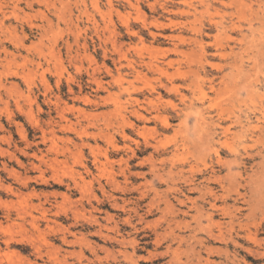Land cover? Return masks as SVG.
I'll list each match as a JSON object with an SVG mask.
<instances>
[{"label":"rangeland","instance_id":"1","mask_svg":"<svg viewBox=\"0 0 264 264\" xmlns=\"http://www.w3.org/2000/svg\"><path fill=\"white\" fill-rule=\"evenodd\" d=\"M182 1L185 0H0V264L34 261L29 239L35 237L26 226L31 215L40 213L37 204L48 210L50 223L47 229L43 224L41 230L49 249L58 248L57 263L43 256L38 261L40 264L59 261V264H219L223 256L209 248L223 245L207 236L208 223L204 216V212H211L209 202L213 199L202 192L203 185L208 183L205 178L212 172L217 180L210 181L208 186L217 193L215 204L226 205L232 214L236 213V207L245 213L247 206L237 194H246V200L253 202L248 224L264 225V14L256 7L259 2L264 4V0L253 5L257 14L252 11L251 15L246 10L239 12L234 5L207 11L198 1L193 2L195 8L189 10L190 15H184ZM241 13L252 18L253 39L244 29L247 36L244 41L229 42L221 35L215 44L213 40L218 34L211 22L228 24L237 21ZM198 30L203 31L200 36ZM232 37L241 38L237 33H232ZM202 38L204 55L194 43V39ZM227 43V48L232 47L235 52L241 48L245 52L243 57L252 66L250 94L246 97L241 90L239 100L233 99L230 91L219 97L208 93L201 81L203 74H197L201 65L210 72L224 66L225 59L220 54L229 51L227 48L225 52L219 51L218 45ZM191 52H195L194 56ZM150 62L157 63L165 72H157L147 65ZM182 81L192 82L191 90L185 91V95L194 108L224 111L221 127L229 131L224 135L217 129L212 135V147L190 145L178 149L179 156L175 159L172 155L185 133L172 108L173 104H179V97L169 88L171 83L180 85ZM148 99L156 106H149ZM155 108L160 118L153 117ZM133 110L147 118H139ZM238 110L247 112L257 127L247 138L242 137L238 120L234 118L241 114ZM161 118L168 124L163 125ZM143 128H147L149 144L141 135ZM48 138L53 139L54 146L51 147ZM247 155L249 162L242 165L240 159ZM52 157L57 159V165L49 168ZM162 159H170L167 166L177 169L173 168L168 176L165 173L168 169L159 171L163 178H157L152 166H159ZM62 161L65 164H60ZM189 165L195 166L191 173ZM54 168L58 170L55 172ZM9 170L14 176L11 177ZM198 209L203 212L197 214ZM226 220L222 212H214V221ZM5 228L11 230L9 234ZM175 235L181 240L175 239ZM22 236H28L29 246ZM166 246L170 251L166 252ZM228 252L232 253V248ZM242 257L244 254H238V264L264 262L254 263Z\"/></svg>","mask_w":264,"mask_h":264},{"label":"bare ground","instance_id":"2","mask_svg":"<svg viewBox=\"0 0 264 264\" xmlns=\"http://www.w3.org/2000/svg\"><path fill=\"white\" fill-rule=\"evenodd\" d=\"M194 1H198V3L200 4V7L202 8V9H205V10H209V9H211V8H213L214 10H216L217 9V6H225V7H227V6H231V5H234L235 6V8L239 11V12H241L242 10H246V11H248L249 13H250V15L252 14V11L254 12V13H256L257 14V11L256 10H253V5L254 4H257L258 3V0H256V2H252L251 0H190V1H182V2H180L181 4H182V6L184 7L183 8V10H182V12L184 13V15L185 14H189L190 12H189V10L190 9H193V8H195V7H193V2ZM251 1V2H250ZM132 5V4H131ZM130 5V6H131ZM256 7H257V9H261V12H262V14H264V4L263 3H261V2H259V5H256ZM132 8V7H131ZM133 8H134V6H133ZM135 9V8H134ZM194 11H196V9H194ZM167 12H168V10H167ZM179 12V11H178ZM182 13V14H183ZM216 13V12H215ZM237 14V13H236ZM190 15V14H189ZM234 15V14H233ZM158 22V21H157ZM170 22V21H169ZM144 24V23H143ZM160 24H161V22H160ZM173 24V23H172ZM211 24H213V29L216 31V33L218 34L217 36H215V38H214V42H215V44L218 42V39L219 38H221L220 36L221 35H223L225 38H226V40L227 41H229V42H237V41H244L245 39H247V36H245L244 35V29L246 30V31H249V33H250V36L251 37H249L250 38V40H252L253 39V34H254V29H253V25H252V18H249V16L248 15H246V14H243V13H241L240 15H239V17L237 18V21H229V23L228 24H226V23H223V22H221V21H219V22H211ZM156 25V24H155ZM183 25H186V24H183ZM261 25V24H260ZM182 27V26H181ZM260 28L261 27H259V30H260ZM228 29H230V30H228ZM128 30V29H127ZM191 30V29H190ZM259 30H257V31H259ZM193 31H196L195 29H193ZM228 31H230V32H228ZM203 31L202 30H198L197 31V35L198 36H200V33H202ZM232 33H237V35H239V36H241V38L239 39V40H237L236 38H233L232 37ZM261 33H262V30H261ZM152 36V35H151ZM173 38V37H172ZM180 38V37H179ZM12 39V38H11ZM263 39V38H262ZM203 38L201 39V40H199V41H197L196 39H194V43H195V45L199 48V50H200V52H201V55H204V53L206 52V48H204L203 47V45H204V43H203ZM224 40V39H223ZM179 41V43H180V40H178ZM252 42V41H251ZM259 44V43H258ZM218 45V44H217ZM242 45V44H241ZM218 46H220L221 48H220V50L219 51H221V50H225V48H227L228 46H229V43H227L226 45H218ZM142 48H143V46H142ZM237 48V47H236ZM144 49V48H143ZM142 49V50H143ZM147 49V48H146ZM219 49V48H218ZM228 49V53H222V54H220V56L221 57H223L225 60H224V66L223 65H221V66H223V67H220V69H216L217 71L216 72H210V71H207L206 69H205V67L203 66V65H201L199 68V71H200V73H199V71H197V74H198V76L202 73L203 74V77H202V79H201V81L203 82V85H205V87L207 88V90H208V93H211V94H216V96H218V95H220L221 93H223V94H225V93H229V91H230V93L232 92L233 93V96H232V98L234 99H237V100H239V93H240V91L242 90V91H244V93H245V95H246V97H248L249 96V94H250V89H249V86H250V81H249V79H250V76H249V73H250V70L252 69L251 67L252 66H250L249 65V59H245V57H243L244 56V54H245V52H242L243 50L241 49V48H237L238 50L235 52V49H233L232 47H229V48H227ZM3 50V49H2ZM139 50V49H138ZM156 50V49H155ZM146 51V50H145ZM165 51V50H164ZM174 51V50H173ZM173 51H170V52H173ZM148 52H150V49H149V51ZM155 52V51H154ZM161 52V51H160ZM167 52V51H166ZM225 52V51H224ZM145 53V52H144ZM150 53H152V51L150 52ZM184 53V52H183ZM192 53V52H191ZM194 54H195V52H193ZM193 53H192V55L191 56H194L193 55ZM153 56H155L154 54H152ZM157 55V54H156ZM179 55H181L180 53H179ZM186 55V54H185ZM198 55V54H197ZM217 55L218 54H216V57H217ZM159 56H161V55H159ZM158 56V57H159ZM182 56H183V54H182ZM199 56V55H198ZM197 56V57H198ZM184 57V56H183ZM196 57V56H195ZM200 57V56H199ZM205 58V56H203V59ZM201 59V58H200ZM198 60H199V58H198ZM205 60V62H207V59L205 58L204 59ZM197 61V60H196ZM200 61V60H199ZM202 61V60H201ZM9 63V62H8ZM170 63V62H169ZM144 64V63H143ZM147 65L148 66H150V67H152V68H154V69H156L157 70V72L159 71V73L161 72H165V71H162L163 69H161L160 68V66L157 64V63H147ZM207 65V64H206ZM260 65V64H259ZM208 66V65H207ZM141 67V66H140ZM211 67H212V65H211ZM216 66H213V69L215 68ZM217 68V67H216ZM256 70V69H255ZM152 71V69L149 71V72H151ZM175 71H177V70H174V72ZM28 72V71H27ZM154 72H156V71H153V73ZM186 73H188V72H186ZM190 73V72H189ZM194 73H196L195 71H194ZM193 73V74H194ZM254 73V72H253ZM175 74V73H174ZM174 74H173V76H174ZM190 74H192V72L190 73ZM196 74V75H197ZM165 75H169L168 73H165ZM184 75H186V74H184ZM183 75V76H184ZM172 76V75H171ZM177 76V75H176ZM176 76H174V77H176ZM182 76V75H181ZM166 77V76H165ZM169 78V77H168ZM28 81V80H27ZM125 82V81H124ZM149 83V82H148ZM243 83H245V85L242 87V88H240L239 86L242 84L243 85ZM98 84V83H97ZM11 85V84H10ZM163 85V84H162ZM2 86H4V85H1V88H2ZM16 86V85H15ZM99 86V85H98ZM198 86V85H197ZM10 87V86H9ZM147 87V86H146ZM164 87H165V85H164ZM4 88V87H3ZM6 88V87H5ZM16 88V87H15ZM153 88V87H152ZM191 88H192V82H190V81H182L181 82V84L179 85V84H173V83H171L170 84V88H169V90L170 91H172L173 93H175L178 97H179V104H173L172 105V108L173 109H175V111H176V113H177V115L179 116V126H181V127H183L184 128V133H185V136L182 138V140H181V142H180V144L179 145H177L176 146V148H175V150H174V153H173V155H172V157L173 158H175V159H177L178 158V156H179V154L177 153L178 152V149H187L188 147L187 146H190V145H193V147H205V146H207V147H212V145H213V137H212V135L213 134H215V131L217 130V129H221L222 130V132H223V134L225 135V133H227L228 131H229V129L226 127V128H222L221 127V122L222 121H224L223 119H222V115L224 114L223 112V110L221 111V110H218V111H210V110H208L209 108H206V109H202V108H194V104H193V102L192 101H190L187 97H186V95H185V91H190L191 90ZM222 88H223V90H222ZM166 90V89H165ZM168 90V89H167ZM233 90H234V92H233ZM7 92V91H6ZM194 92V91H193ZM231 93V94H232ZM14 94V93H13ZM231 94H230V96H231ZM17 95V94H16ZM189 95V94H188ZM226 95V94H225ZM225 95H224V97H225ZM228 95V94H227ZM216 96H215V98H216ZM221 96V95H220ZM158 97V96H157ZM202 97L204 98L205 97V94H203L202 95ZM219 97V96H218ZM226 97H228V99H229V96H226ZM202 98V99H203ZM206 98V97H205ZM204 98V99H205ZM221 98V97H220ZM34 99V98H33ZM108 99V98H107ZM192 99V98H191ZM113 100V99H112ZM133 100V99H132ZM149 100V99H148ZM114 102V101H113ZM112 102V103H113ZM218 102H219V100H218ZM28 103V102H27ZM92 103V102H91ZM153 102L151 101V100H149L148 101V103L147 104H149V106H156V104H152ZM170 103V102H169ZM146 104V105H147ZM168 105V104H167ZM198 105V104H197ZM219 105V104H218ZM217 105V106H218ZM169 106V105H168ZM217 106H213V107H217ZM218 107H220V106H218ZM235 108H236V106H234ZM142 108V107H141ZM149 108H151V107H149ZM169 108V107H168ZM224 108V107H223ZM113 109H114V107H113ZM26 110V109H25ZM29 110H31L30 108H29ZM152 110V109H151ZM157 110V108H155L154 110H153V112H154V114H153V117H155V118H160V113L158 112V111H156ZM114 111V110H113ZM113 111H111V112H113ZM156 111V112H155ZM239 112H241L240 110H238ZM22 112V111H21ZM29 112V111H28ZM115 112H117V111H115ZM238 112V113H239ZM4 113V112H3ZM25 113V112H24ZM133 113H134V115H136V116H138L139 118H141V119H146L147 117L144 115V114H142L141 112H138L137 110H133ZM254 113V112H253ZM28 114V113H27ZM26 114V116L27 117H29L28 115ZM82 114V113H81ZM103 114V113H102ZM109 114V113H108ZM112 114V113H111ZM175 114V113H174ZM233 114V110L231 111V115ZM7 115V114H6ZM24 115V114H23ZM133 115V116H134ZM235 115V114H234ZM83 116V115H82ZM112 116V115H111ZM114 116H115V114H114ZM120 116V115H119ZM152 117V116H151ZM229 117V116H228ZM9 117H7V119H8ZM30 118V117H29ZM83 118V117H82ZM234 118H236L237 120H238V124L240 125V131H241V134H242V137H245V138H247L249 135H250V133L255 129V128H257L256 126H253V123H251V118H250V116H249V114L247 113V112H241V114H238V115H236ZM32 119H34V118H32ZM88 119V118H87ZM140 119V120H141ZM235 120V119H234ZM256 120V119H255ZM34 121V120H33ZM36 121V120H35ZM148 121V120H147ZM66 122V121H65ZM161 122L163 123V125H167L168 123H167V120L165 119V118H161ZM35 123V122H34ZM191 123V125H189ZM237 123V122H236ZM131 124V123H130ZM108 125V124H107ZM34 126V125H33ZM63 127V126H62ZM107 127V126H106ZM232 127V126H231ZM71 128V127H70ZM107 129V128H106ZM127 129V128H126ZM49 130V129H48ZM58 130V129H57ZM142 130V133H141V135L143 136V138H144V140H145V142L147 143V144H149L150 142H149V139L147 138V136L149 137V135H148V133L146 132L147 131V128H143V129H141ZM180 130V129H179ZM43 131V130H42ZM51 131V130H50ZM109 131V130H108ZM148 131H149V129H148ZM176 131V130H175ZM181 131H182V129H181ZM20 132V131H19ZM44 132V131H43ZM177 132V131H176ZM21 133V132H20ZM50 133V132H49ZM55 132H53V134H54ZM74 133V132H73ZM76 133V132H75ZM149 133H150V131H149ZM153 133V132H152ZM44 134V133H43ZM50 134H52V133H50ZM49 134V135H50ZM81 134V133H80ZM101 134V133H100ZM108 134V133H107ZM45 135V134H44ZM83 135V134H82ZM84 135H87V134H84ZM140 135V134H139ZM21 136H22V134H21ZM56 136V135H55ZM180 136H182V135H180ZM231 136V135H230ZM42 137V136H41ZM54 138V137H53ZM244 138V139H245ZM42 139V138H41ZM49 139V140H48ZM47 140L48 141H50L51 142V147L52 146H54V141H52L53 139L52 138H48ZM58 139V138H57ZM95 139V138H94ZM110 139H112V138H110ZM44 140V139H43ZM153 140V139H152ZM67 141V140H66ZM69 141V140H68ZM133 141V140H132ZM160 141V140H159ZM69 143V142H68ZM55 144H56V142H55ZM32 145H34V144H32ZM124 145V144H123ZM162 145V144H161ZM43 146H44V144H43ZM155 146V145H154ZM225 146H226V144H225ZM82 147H85V146H82ZM113 147L115 148L116 146L115 145H113ZM156 147H157V145H156ZM158 147H160L159 145H158ZM163 147V146H162ZM219 147V146H218ZM49 148H50V146H49ZM55 148V147H54ZM95 148V147H94ZM159 149V148H158ZM165 149V148H164ZM199 149V148H198ZM38 150V149H37ZM48 150H50V149H48ZM96 150V149H95ZM98 150V149H97ZM213 150H214V148H213ZM78 151V150H77ZM76 151V152H77ZM101 151V150H100ZM194 151H195V149H194ZM46 152H47V150H46ZM53 152V151H52ZM57 152H58V150H57ZM131 152V151H130ZM199 152V151H198ZM22 153V155H23V152H21ZM20 153V154H21ZM33 153V152H32ZM92 153V152H91ZM104 153H105V151H104ZM103 153V154H104ZM217 153V152H216ZM247 153V152H246ZM3 154V153H2ZM61 154V153H60ZM96 154V153H95ZM26 155V154H25ZM130 155V154H129ZM214 155V154H213ZM28 156H30V155H28ZM91 156H92V154H91ZM104 156V155H103ZM131 156V155H130ZM134 156V155H133ZM185 156V155H184ZM188 156V155H187ZM186 156V157H187ZM11 157V156H10ZM32 157V156H31ZM35 157H37V155L35 154L34 155V159L36 160V158ZM75 157V156H74ZM79 157V156H78ZM161 157V156H160ZM40 158V157H39ZM39 158H37V159H39ZM145 158V157H144ZM150 158H152V157H150ZM173 158H172V160H173ZM15 159V158H14ZM52 159H53V157H52ZM34 160V161H35ZM46 160V159H45ZM75 160V159H74ZM96 160V159H95ZM152 160V159H151ZM168 160H170V159H168ZM167 159H162V160H160L158 163H159V166H155V165H153L152 166V169H153V171H154V169H155V171L158 173H156L157 174V178H163V175L162 174H159V171H165V169H168L165 173H166V175L168 176V175H172V173H173V168H175V167H173V166H167V161H168ZM183 160V159H182ZM241 160V163H242V165H245V164H247L248 162H249V157H248V155L245 157V158H243V159H240ZM15 161V160H14ZM17 161V160H16ZM171 161V160H170ZM18 162V161H17ZM48 162H50L49 163V168L50 167H54V166H56L57 165V159L55 158V159H53V160H50V161H48ZM109 162H111V161H109ZM235 162H236V160H235ZM40 163V162H39ZM63 163V161L60 163V164H62ZM94 163V162H93ZM147 163V162H146ZM220 163V162H219ZM38 164V163H37ZM63 164H65V163H63ZM82 164V163H81ZM98 164H102V162H100V161H98ZM108 164V163H107ZM141 164V163H140ZM19 165V164H18ZM43 165V164H42ZM73 165V164H72ZM142 165V164H141ZM182 165V164H181ZM62 166V165H61ZM95 166V165H94ZM102 166V165H101ZM166 166V168H164ZM183 167H184V165H182ZM4 168V167H3ZM21 168V167H20ZM59 168V167H58ZM32 170H33V166H32V168H31ZM36 169L38 170V168L36 167L35 168V171H36ZM66 169V168H65ZM175 169H177V168H175ZM183 168H181L180 170H182ZM189 169H190V173L191 172H193L194 171V169H195V166H193V165H189ZM56 170H58V169H56ZM56 170H55V168H54V171L56 172ZM179 170V171H180ZM4 171V170H3ZM14 171V170H13ZM40 171V170H39ZM39 171H37V172H39ZM45 171V170H44ZM60 171V170H59ZM67 171H69L68 170V168H67ZM202 171V170H201ZM215 171V170H214ZM97 172H98V170H97ZM102 172V171H101ZM105 172H107V171H105ZM109 172V171H108ZM127 172V171H126ZM9 173H11L10 172V170H9ZM13 173L14 172H12L11 173V177H12V175H13ZM39 173H41V172H39ZM38 173V174H39ZM84 173V172H83ZM150 173V172H149ZM69 174V173H68ZM216 173H214V172H212L211 174H209L208 176L209 177H207V178H205V180H207L208 181V183L210 182V181H214V183L216 182V180H217V176L215 175ZM8 175H10V174H8ZM7 175V176H8ZM67 175V174H66ZM69 175H71V174H69ZM95 175V174H94ZM101 175V174H100ZM107 175V174H106ZM131 175H133V174H131ZM14 176V175H13ZM86 176V175H85ZM90 176V175H89ZM43 177V176H42ZM67 177V176H66ZM226 177V176H225ZM14 179H17V178H15V177H13ZM36 178V177H35ZM92 179H93V177H91ZM218 178H219V176H218ZM37 179V178H36ZM38 179H41V177H38ZM80 179V178H79ZM101 179V178H100ZM108 179V178H107ZM113 179V178H112ZM185 179V178H184ZM225 179V178H224ZM22 180H24V178L22 179ZM21 180V181H22ZM27 180H28V178H27ZM26 180V181H27ZM52 180H54V181H56L57 182V180H55V179H52ZM106 180V179H105ZM160 180V179H159ZM159 180H158V182H159ZM19 181H20V178H19ZM45 181V180H44ZM72 181V180H71ZM22 182H24V181H22ZM28 182V181H27ZM46 182V181H45ZM59 182V181H58ZM85 182V181H84ZM105 182V181H104ZM115 182V181H114ZM173 182V181H172ZM218 182V181H217ZM231 182V181H230ZM26 183V182H25ZM75 183V182H74ZM88 183H90V182H88ZM98 183V182H97ZM113 183V182H112ZM208 183H206L205 185H203V193H204V195L205 196H210L212 199H213V202H209V205H210V209H211V212H204V216H205V219H206V221H207V229L209 230L208 232H207V236L209 237V239H211L212 241H216L217 242V244H218V242L219 243H222V245H223V247L222 248H209V250L210 251H212V250H214L217 254H221L222 256H223V261L221 262V263H219V264H238V263H240V260H237L238 258H237V256H238V254H244V257H242L244 260L245 259H249L250 261H252V262H258V261H264V225H262V224H258V225H254V226H250V224H248L249 222H248V220H249V218H251L250 217V215L252 214V208H253V202H249L248 200H246V197H248V196H246V194H237V196L238 197H240L241 199H242V203L243 204H245V206H247V208L246 209H244V211H246L245 213H243L242 211L243 210H241V208H239V207H236V208H234V211L236 212L235 214H232V213H230L229 211H228V209H227V207H226V205H221V206H217L216 204H215V201H216V199H217V193H214V191L208 186ZM233 183V182H232ZM254 183V182H253ZM21 184V183H20ZM83 184V183H82ZM111 184V183H110ZM117 184V183H116ZM165 184V183H164ZM174 184V183H173ZM247 184H248V182H247ZM249 184H250V182H249ZM248 184V185H249ZM23 185V184H22ZM74 185H76V184H74ZM86 185V184H85ZM118 185V184H117ZM0 186H1V184H0ZM3 186H5V185H3ZM82 186V185H81ZM80 186V187H81ZM100 186V185H99ZM165 186H167V185H165ZM221 186H223V185H221ZM24 187V186H23ZM79 187V186H78ZM86 187H88L87 185H86ZM85 187V188H86ZM185 187V186H184ZM1 188H2V186H1ZM7 188H9V186L8 187H6L5 189H7ZM69 188V187H68ZM176 188V187H175ZM242 188V187H241ZM83 190H84V187L82 188ZM173 189V188H172ZM177 189V188H176ZM232 189V188H231ZM8 190V189H7ZM90 190V189H89ZM121 190H123V189H121ZM133 190V189H132ZM175 190V189H174ZM180 190V189H179ZM191 190H192V188H191ZM195 190V189H194ZM226 190H228V189H226ZM250 190V189H249ZM11 191V190H10ZM91 191V190H90ZM166 191V190H165ZM168 191H169V189H168ZM187 191V190H186ZM235 191V190H234ZM248 191V190H247ZM92 192V191H91ZM122 192V191H121ZM124 192V191H123ZM170 192V191H169ZM179 192V191H178ZM228 192V191H227ZM226 192V193H227ZM11 193V192H10ZM57 193V192H56ZM189 193V192H188ZM236 193V192H235ZM8 194V193H7ZM35 194V193H34ZM34 194H32V195H34ZM88 194V193H87ZM140 194H142V193H140ZM15 195V194H14ZM20 195V194H19ZM52 195H54V194H52ZM64 195V194H63ZM62 195V196H63ZM201 195V194H200ZM35 196V195H34ZM60 196V195H59ZM58 196V197H59ZM108 196V195H107ZM158 196V195H157ZM162 196V195H161ZM165 196V195H164ZM183 196H184V194H183ZM221 196V195H220ZM17 197V196H16ZM184 197H186V196H184ZM224 197V196H223ZM258 197V196H257ZM36 198H38V197H36ZM44 198H46L45 196H44ZM65 198H66V196H65ZM157 198V197H156ZM164 198V197H163ZM200 198H201V196H200ZM27 199V198H26ZM34 199H35V197H34ZM154 199V198H153ZM187 199V198H186ZM226 199H227V196H226ZM250 199H251V197H250ZM22 200H24V198L22 199ZM45 200V199H44ZM43 200V201H44ZM67 200V199H66ZM65 200V201H66ZM81 200V199H80ZM99 200V199H98ZM161 200V199H160ZM201 200V199H200ZM205 200V199H204ZM221 200H222V196H221ZM38 201V200H37ZM68 201H69V199H68ZM188 201H189V199H188ZM193 201H194V199H193ZM252 201V200H251ZM24 202H25V200H24ZM62 202V201H61ZM99 202V201H98ZM180 202V201H179ZM208 202V201H207ZM44 203V202H43ZM55 203V202H54ZM70 203V202H69ZM115 203V202H114ZM153 203L155 204V202L153 201ZM153 203H151V204H153ZM168 203V202H167ZM184 203V202H183ZM186 203V202H185ZM190 203V202H189ZM18 204V203H17ZM21 204V203H20ZM157 204V203H156ZM160 204V203H159ZM258 204V203H257ZM25 205V204H24ZM31 205V204H30ZM38 205V207H37V209L38 208H40V213L37 215V216H35V215H29L30 216V218L28 217V215H27V217L30 219L29 221H28V224H29V226H26V227H28V228H31V231L34 233V237L35 238H33L32 236V238H33V240L32 239H29V241L26 239L27 237H25V240H27V242H26V244H28V242L31 244L30 246H31V249H32V254H33V257H34V261L33 262H31V263H29V264H40L38 261H42V258H43V256L45 257H47V259L50 261V262H52V263H57V251H58V248H57V251H56V249L54 250V251H56V252H54L53 251V249L52 248H50L49 249V246H48V244H47V241L45 240V238H46V236H44V234H43V232H42V230H41V226L43 225V224H46L45 225V227H46V229H47V227H48V224L50 223L49 221V218H47V216H46V214H47V212H48V210L47 209H45V208H41L40 206H39V204H37ZM48 205V204H47ZM69 205V204H68ZM117 205V204H116ZM208 205V206H209ZM12 206V205H11ZM56 206V205H55ZM66 206V205H65ZM113 206H114V204H113ZM118 206V205H117ZM157 206V205H156ZM166 206V205H165ZM1 207V206H0ZM13 207V206H12ZM23 207V206H22ZM22 207H21V210H22V212H25V211H23L24 209H22ZM34 207H36V205L34 206ZM54 207V206H53ZM146 207V206H145ZM166 207H168V206H166ZM14 208V207H13ZM24 208V207H23ZM29 208H30V206L28 207V210H29ZM56 208H57V206H56ZM59 208V207H58ZM61 209L63 208V207H60ZM71 208V207H70ZM94 208V207H93ZM124 208V207H123ZM122 208V209H123ZM172 208V207H171ZM189 208V207H188ZM26 209V208H25ZM135 209V208H134ZM150 209H152V208H150ZM167 209V208H166ZM169 209V208H168ZM258 209V208H257ZM10 210V209H9ZM12 210V209H11ZM20 210V211H21ZM68 210V209H67ZM82 211H83V209H81ZM171 210V209H170ZM189 210H190V208H189ZM35 212H36V209L34 210ZM94 211V210H93ZM123 211V210H122ZM137 211V210H136ZM147 211V210H146ZM173 211V210H172ZM17 212H19V210L17 211ZM30 212H31V210H30ZM55 212H56V210H55ZM55 212L53 213V214H55ZM86 212V211H85ZM196 212V211H195ZM203 211L201 210V209H198V212H197V214H200V213H202ZM214 212H222V214L225 216V217H227V220L226 221H224L223 223L221 222V221H214ZM57 213V212H56ZM59 213V212H58ZM73 213V212H72ZM76 213H77V211H76ZM76 213H75V216H77L76 215ZM147 213H149V212H147ZM176 214H177V212H175ZM262 213V212H261ZM28 214V213H27ZM52 214V213H51ZM81 214V213H80ZM84 214V213H83ZM165 214H167V212L165 213ZM171 213H169V215H170ZM173 214V213H172ZM24 215H25V213H24ZM72 215H74V213L72 214ZM21 216H22V214H21ZM57 216V215H56ZM81 216V215H80ZM107 216H109V215H107L106 214V217ZM128 216V215H127ZM145 216H146V214H145ZM171 216V215H170ZM193 216V215H192ZM191 216V217H192ZM217 216V215H216ZM20 217V216H19ZM66 217V216H65ZM78 217V216H77ZM197 217V216H196ZM222 217V216H221ZM17 218V217H16ZM20 218H22V217H20ZM67 218V217H66ZM95 218V217H94ZM194 218V217H193ZM19 219V218H18ZM77 219V218H76ZM85 219V218H84ZM91 219V218H90ZM107 219H109V218H107ZM202 219V218H201ZM65 220V219H64ZM67 220V219H66ZM86 220V219H85ZM125 220V219H124ZM78 221V220H77ZM87 221V220H86ZM109 221V220H108ZM107 221V222H108ZM111 221H112V219H111ZM145 221V220H144ZM158 221V220H157ZM159 221H161V220H159ZM172 221V220H171ZM179 221V220H178ZM251 221V220H250ZM258 221V220H257ZM94 222V221H93ZM154 222V221H153ZM170 222V221H169ZM173 222V221H172ZM172 222H170V223H172ZM175 222V221H174ZM87 223V222H86ZM126 223V222H125ZM144 223V222H143ZM169 223V224H170ZM251 223H252V221H251ZM27 224V225H28ZM113 224V223H112ZM137 224V223H136ZM140 224V223H139ZM176 224V223H175ZM61 225V224H60ZM69 225V224H68ZM72 225V224H71ZM74 225V224H73ZM100 225V224H99ZM126 225V224H125ZM146 225H147V223H146ZM146 225H144V226H146ZM252 225V224H251ZM9 226V225H8ZM22 225L20 224V227H21ZM64 226V225H63ZM75 226V225H74ZM93 226V225H92ZM95 226V225H94ZM97 226V225H96ZM95 226V227H96ZM119 226V225H118ZM126 226H128V225H126ZM135 226V225H134ZM181 226V225H180ZM184 226V225H183ZM19 227V226H18ZM51 227V226H50ZM55 227H57V224H56V226ZM60 227H62V225L60 226ZM65 227V226H64ZM172 227V226H171ZM179 227V226H178ZM182 227V226H181ZM204 227H205V225H204ZM4 228V227H3ZM10 228V227H9ZM25 228V227H24ZM59 228V227H58ZM63 228V227H62ZM67 228V227H66ZM103 228H104V226H103ZM106 228V227H105ZM116 228V227H115ZM118 228V227H117ZM120 228V227H119ZM6 230H8V228H5ZM5 229H4V231H5ZM57 229V228H56ZM64 229V228H63ZM62 229V230H63ZM97 229H99V228H97ZM109 229L111 230V229H113V227L112 228H110L109 227ZM108 228H106V230H109ZM135 229V228H134ZM133 229V230H134ZM174 229V228H173ZM201 228H199V230H200ZM214 229H215V231H214ZM23 229H21V231H22ZM44 230V229H43ZM51 230V229H50ZM65 230V229H64ZM69 230V229H68ZM101 230V229H100ZM118 230V229H117ZM155 230V229H154ZM204 230V229H203ZM11 230H8V234H9V232H10ZM21 231H19V233L21 232ZM24 231V230H23ZM99 231V230H98ZM115 231H116V229H115ZM172 231V230H171ZM206 231V230H205ZM15 232H16V230H15ZM52 232V231H51ZM54 232V231H53ZM62 232V234H63V231H61ZM64 232H66V231H64ZM97 232V231H96ZM105 232V231H104ZM134 232H136L135 230H134ZM204 232V231H203ZM17 233H18V231H17ZM16 233V234H17ZM18 233V234H19ZM24 233V232H23ZM23 233H22V235H23ZM99 233H101V232H99ZM116 233H117V231H116ZM155 233V232H154ZM165 233V232H164ZM167 233H168V230H167ZM200 233V232H199ZM1 234V233H0ZM68 234V233H67ZM73 234V233H72ZM72 234H70V235H72ZM104 234V233H103ZM171 234H172V232H171ZM21 235V234H20ZM50 235V234H49ZM53 235V234H52ZM69 235V234H68ZM90 235V234H89ZM116 235H118V234H116ZM156 235V234H155ZM158 235V234H157ZM170 235V234H169ZM168 235V237H170ZM195 235V234H194ZM205 235V234H204ZM63 236V235H62ZM166 236V235H165ZM165 236H164V239H165ZM206 236V237H207ZM23 237V236H22ZM24 237H23V239L22 240H24ZM73 237V236H72ZM108 237V236H107ZM106 236H105V238H107ZM29 238H30V236H29ZM81 238V237H80ZM116 238V237H115ZM192 238V237H191ZM199 238V237H198ZM64 240L63 241H65V238H63ZM103 239V238H102ZM119 239V238H118ZM117 239V240H118ZM125 239V238H124ZM163 239V238H162ZM175 239H178V240H181V237H179V235H175ZM8 240V239H7ZM79 240V239H78ZM109 240V239H108ZM121 240V239H120ZM120 240H119V242H120ZM157 240V239H156ZM193 240H195V239H193ZM202 240V239H201ZM5 241V240H4ZM11 242H12V240H10ZM63 241H61V242H63ZM76 241V240H75ZM74 241V242H75ZM86 241V240H85ZM126 241V240H125ZM155 241V240H154ZM67 242V241H66ZM116 242V241H115ZM131 243H132V241H130ZM130 242H129V245H130ZM156 242V241H155ZM158 242V241H157ZM156 242V243H157ZM174 242V241H173ZM197 242H201V241H197ZM6 243H8V242H6ZM84 243V242H83ZM82 243V244H83ZM122 243V242H121ZM153 243V242H152ZM162 243V242H161ZM180 243H182V242H180ZM21 244V243H20ZM22 244H23V242H22ZM50 244V243H49ZM67 244H68V242H67ZM72 244L73 245H75L73 242H72ZM78 244V242H76V245ZM127 244V243H126ZM159 244V243H158ZM191 244V243H190ZM200 244V243H199ZM50 245H52V244H50ZM83 245H85V243L83 244ZM124 245V244H123ZM133 245V244H132ZM139 245V244H138ZM157 245V244H156ZM28 246H29V244H28ZM53 246V245H52ZM52 246H50V247H52ZM70 246V245H69ZM81 246V245H80ZM86 246V245H85ZM91 246V245H90ZM128 246V245H127ZM159 246V245H158ZM167 247V249H166V252H168V251H170V247L169 246H166ZM207 247V246H206ZM90 248V247H89ZM93 248V247H92ZM229 248H232V253H229L228 252V249ZM59 249H61V248H59ZM103 249V248H102ZM104 249H106V248H104ZM103 249V250H104ZM101 250V249H100ZM108 249H106V251H107ZM137 250V249H136ZM173 250H174V248H173ZM192 250H193V246H192ZM82 251V250H81ZM185 251V250H184ZM208 251V250H207ZM90 252H91V250H90ZM111 252V251H110ZM187 252H188V250H187ZM193 252V251H192ZM7 253V252H6ZM72 253V252H71ZM74 253V254H73ZM72 253V255H74L75 256V252H73ZM79 253H81V252H79ZM93 253V252H92ZM121 253V252H120ZM123 253V252H122ZM180 253V252H179ZM194 253V252H193ZM205 253V252H204ZM68 254H70V253H68ZM124 254V253H123ZM161 255V257H162V253H160ZM167 254V253H166ZM177 254H178V252H177ZM187 254V253H186ZM215 254V253H214ZM7 255V254H6ZM76 255H78V254H76ZM95 255V254H94ZM108 253H107V256L105 255V257H108ZM152 254H150V256H151ZM155 255V254H154ZM154 255L152 256V258L154 257ZM159 255V254H158ZM157 255V256H158ZM176 255V254H175ZM193 255V254H192ZM211 255V254H210ZM3 256H4V253H3ZM8 256V255H7ZM71 256V255H70ZM93 256V255H92ZM113 256V255H112ZM128 256V255H127ZM193 256H196V254H194ZM206 256V255H205ZM219 256V255H218ZM66 257V256H65ZM78 257H79V255H78ZM123 257H124V255H123ZM131 257V256H130ZM143 257V256H142ZM178 257V256H177ZM221 257V256H220ZM1 258V257H0ZM4 258H6L5 256H4ZM77 258V257H76ZM82 258V257H81ZM110 258V257H109ZM151 258V257H150ZM156 259H157V257H155ZM179 258V257H178ZM66 259V258H65ZM70 259V258H69ZM78 259V258H77ZM129 259V258H128ZM146 259V258H145ZM177 259V258H176ZM205 258H203V260H204ZM243 259H241V260H243ZM27 260V259H26ZM64 260V259H63ZM62 260V261H63ZM82 260V259H81ZM89 260V259H88ZM94 260V259H93ZM140 260V259H139ZM152 260V259H151ZM179 260V259H178ZM189 260V259H188ZM198 260V259H197ZM243 260V261H244ZM0 261H1V259H0ZM103 261V260H102ZM143 261V260H142ZM148 261V260H147ZM63 262H65V261H63ZM206 262V261H205ZM18 263V262H17ZM26 263V262H25ZM59 263H60V261H59ZM58 263V264H59ZM107 263V262H106ZM170 263V262H169ZM168 263V264H169ZM173 263V262H172ZM244 264H246L245 262H243ZM9 264V263H8ZM42 264H47L46 262H43ZM68 264V263H67ZM262 264H264V262L262 263Z\"/></svg>","mask_w":264,"mask_h":264}]
</instances>
